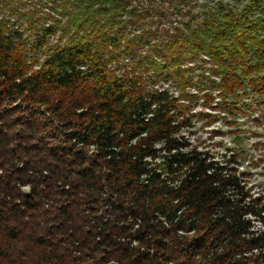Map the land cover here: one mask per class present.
Returning a JSON list of instances; mask_svg holds the SVG:
<instances>
[{"label": "trees", "instance_id": "1", "mask_svg": "<svg viewBox=\"0 0 264 264\" xmlns=\"http://www.w3.org/2000/svg\"><path fill=\"white\" fill-rule=\"evenodd\" d=\"M158 1L0 0V264H264V197L169 90L264 120V0Z\"/></svg>", "mask_w": 264, "mask_h": 264}, {"label": "rangeland", "instance_id": "2", "mask_svg": "<svg viewBox=\"0 0 264 264\" xmlns=\"http://www.w3.org/2000/svg\"><path fill=\"white\" fill-rule=\"evenodd\" d=\"M33 2L35 0H32ZM197 8L194 13L203 14L216 4H229L241 10L250 4L251 0H193ZM152 4L158 0H149ZM196 3V4H195ZM166 6V5H164ZM175 17V16H174ZM199 70L189 74L194 82H201ZM208 80H214L208 74H203ZM170 88V87H169ZM169 90L180 104L187 106L193 127L184 135L189 142L199 150L213 154L216 159L228 160L233 154L239 164L235 167L239 172L246 173L247 188L252 195L264 197V120L249 100H235L237 110L234 113L224 112L223 96L208 89L199 92L192 87ZM240 93V92H239ZM185 96V97H184Z\"/></svg>", "mask_w": 264, "mask_h": 264}, {"label": "clouds", "instance_id": "3", "mask_svg": "<svg viewBox=\"0 0 264 264\" xmlns=\"http://www.w3.org/2000/svg\"><path fill=\"white\" fill-rule=\"evenodd\" d=\"M25 190H27V189H25Z\"/></svg>", "mask_w": 264, "mask_h": 264}]
</instances>
